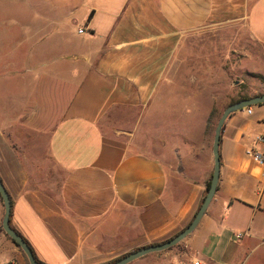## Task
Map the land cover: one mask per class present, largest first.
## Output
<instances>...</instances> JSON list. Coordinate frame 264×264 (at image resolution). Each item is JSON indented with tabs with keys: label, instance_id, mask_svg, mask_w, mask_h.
I'll use <instances>...</instances> for the list:
<instances>
[{
	"label": "crops",
	"instance_id": "0c3cea01",
	"mask_svg": "<svg viewBox=\"0 0 264 264\" xmlns=\"http://www.w3.org/2000/svg\"><path fill=\"white\" fill-rule=\"evenodd\" d=\"M245 73L264 82V0H0L11 227L42 264H110L171 239L206 196L213 123L264 95ZM251 107L224 124L196 230L130 264H264V166L248 155L264 154V103ZM1 263L29 264L2 231Z\"/></svg>",
	"mask_w": 264,
	"mask_h": 264
},
{
	"label": "water",
	"instance_id": "95a60500",
	"mask_svg": "<svg viewBox=\"0 0 264 264\" xmlns=\"http://www.w3.org/2000/svg\"><path fill=\"white\" fill-rule=\"evenodd\" d=\"M263 103H264V95L260 97L252 98V99L238 101L228 106L222 113L221 117L218 120V123L215 128V132H214L213 147H212V152L214 156V169H213V174H212V178L210 181V185L208 187L206 196L200 208L198 209L197 213L195 214L192 221L188 224V226H186L177 235H175L174 237H172L171 239L163 243L150 245V246L138 249L137 251L129 253L126 256L122 257L121 259L111 264H130L133 261L140 259L146 255L170 250L171 248L179 245L182 241H184L189 235H191L196 230V228L202 221L205 213L207 212L212 200L214 199V196L218 189V184H219V179H220V169H221V159H220L219 148H220L221 134H222L223 127H224L226 120L231 114L237 111H241L253 105H259ZM0 195H1V198L4 204V217L2 221V228L5 234L12 241H14L16 245L20 247V249L24 252L25 256L27 257L29 264H42L36 259L31 247L28 245L25 239L21 237L11 227V224H10L11 207H12L11 200H10V196L7 190L5 189L1 179H0Z\"/></svg>",
	"mask_w": 264,
	"mask_h": 264
},
{
	"label": "rangeland",
	"instance_id": "374dc122",
	"mask_svg": "<svg viewBox=\"0 0 264 264\" xmlns=\"http://www.w3.org/2000/svg\"><path fill=\"white\" fill-rule=\"evenodd\" d=\"M240 79H241V77H239V78L233 77L232 78V82L235 83L237 80L239 81ZM244 80H245L244 86H245L246 89H258V88L260 89V88H263L264 87V82L260 78L255 77L252 74H246L245 73ZM216 125H217V122L215 121L213 123V127H212V131L213 132H214V130L216 128ZM175 247H177V246H175ZM175 247H173V248H175ZM173 248H171L170 250H172ZM10 264H12V263H10Z\"/></svg>",
	"mask_w": 264,
	"mask_h": 264
},
{
	"label": "built area",
	"instance_id": "2783aa9c",
	"mask_svg": "<svg viewBox=\"0 0 264 264\" xmlns=\"http://www.w3.org/2000/svg\"><path fill=\"white\" fill-rule=\"evenodd\" d=\"M81 33L83 31H80ZM253 113V107H249L247 108V114L248 115H252ZM261 142H264V137H261L259 139ZM248 155L257 163H259L261 166H264V154L256 152V151H249ZM241 236V234L239 235V237ZM198 264V263H196Z\"/></svg>",
	"mask_w": 264,
	"mask_h": 264
},
{
	"label": "trees",
	"instance_id": "16d2710c",
	"mask_svg": "<svg viewBox=\"0 0 264 264\" xmlns=\"http://www.w3.org/2000/svg\"><path fill=\"white\" fill-rule=\"evenodd\" d=\"M246 99H248L247 97H242V98H240V101H242V100H246ZM209 185H210V183H209ZM209 185H208V187H209ZM1 196V195H0ZM3 201V200H2ZM0 231H2V232H4V230H3V228H1L0 229ZM5 233V232H4ZM10 239V238H9ZM11 240V239H10ZM13 243H14V241H12ZM15 244V243H14ZM16 245V244H15ZM17 247H19L18 245H16ZM178 246V245H177ZM20 248V247H19ZM126 256V255H125ZM121 259V258H120ZM119 260V259H118ZM117 261V260H116ZM115 262V261H114ZM41 263V262H40ZM113 263V262H112ZM111 264V263H110Z\"/></svg>",
	"mask_w": 264,
	"mask_h": 264
}]
</instances>
